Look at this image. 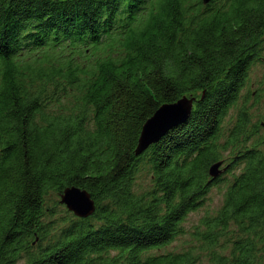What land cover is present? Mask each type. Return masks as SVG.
I'll use <instances>...</instances> for the list:
<instances>
[{"label": "trees", "instance_id": "1", "mask_svg": "<svg viewBox=\"0 0 264 264\" xmlns=\"http://www.w3.org/2000/svg\"><path fill=\"white\" fill-rule=\"evenodd\" d=\"M257 61L264 0H0V264H264ZM182 96L188 119L136 155L143 123ZM218 183L219 207L185 229ZM71 186L88 217L60 202Z\"/></svg>", "mask_w": 264, "mask_h": 264}, {"label": "water", "instance_id": "2", "mask_svg": "<svg viewBox=\"0 0 264 264\" xmlns=\"http://www.w3.org/2000/svg\"><path fill=\"white\" fill-rule=\"evenodd\" d=\"M209 0H203L207 3ZM194 97L182 96L174 102L164 103L143 123L135 154H141L151 144L156 143L171 128L184 123L193 107ZM264 127V120L260 122ZM223 160H218L209 166L208 174L210 180L217 178L226 170ZM60 202L66 206V209L79 218H85L91 215L95 210L94 201L89 193L75 186L67 187L60 195Z\"/></svg>", "mask_w": 264, "mask_h": 264}, {"label": "rangeland", "instance_id": "3", "mask_svg": "<svg viewBox=\"0 0 264 264\" xmlns=\"http://www.w3.org/2000/svg\"><path fill=\"white\" fill-rule=\"evenodd\" d=\"M258 86L261 89L258 98L255 99L254 97H250L247 101L248 105L251 108L250 114L253 115L252 122H255L257 119H260V121L264 120V118H262V116L264 115V63L262 61H257L254 63L248 79V88L249 91L253 92V94L254 92H256ZM241 102L242 99H239L237 105H239ZM233 113L234 108H231V110L229 111V115ZM259 134L264 138V127L260 128ZM229 153L230 150L228 149L223 153V156H228ZM222 166H224V164ZM225 171L222 173H225ZM136 183L139 187L146 188L148 186L147 175L144 172L138 174L136 176ZM223 191V183L212 185L206 195V198L204 199V202L201 203V205L195 210L191 211L187 216V219L183 223L184 228L191 229L192 226L198 222L200 217L207 213L214 212L221 203ZM188 242L189 236L187 234H182L177 236L171 243L161 248L159 251H182V249L186 248ZM196 264H207V261L202 257L201 260Z\"/></svg>", "mask_w": 264, "mask_h": 264}, {"label": "flooded vegetation", "instance_id": "4", "mask_svg": "<svg viewBox=\"0 0 264 264\" xmlns=\"http://www.w3.org/2000/svg\"><path fill=\"white\" fill-rule=\"evenodd\" d=\"M227 163H228L227 161L223 162L224 165H227Z\"/></svg>", "mask_w": 264, "mask_h": 264}]
</instances>
